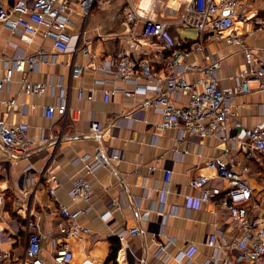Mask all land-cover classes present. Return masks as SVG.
I'll list each match as a JSON object with an SVG mask.
<instances>
[{
	"label": "crops",
	"instance_id": "crops-1",
	"mask_svg": "<svg viewBox=\"0 0 264 264\" xmlns=\"http://www.w3.org/2000/svg\"><path fill=\"white\" fill-rule=\"evenodd\" d=\"M185 1L189 0H177L174 7H164L161 12L162 21L168 22L163 18L167 15L177 18L170 21L168 31L178 50L195 43L198 37L194 29L176 23ZM0 6H10V0H0ZM243 14L247 20L235 17L233 32L245 39L252 53H264V24H257L264 22V0H247L245 9L236 10V15ZM68 19L66 31L71 35L83 32V40L91 51L89 56L75 57V64L82 71L73 77L71 56L56 54L51 40L37 35L33 44L26 45L0 24V78L17 54H32L40 47L47 54V60L40 62L34 73L26 74L27 81L47 85L46 91L40 97L24 94L22 75L13 73L12 80L0 92V119L9 125L28 124V136L34 141L49 134L61 137L59 145L35 147L19 159L0 151V185L4 196L10 195L13 213L10 216L6 211L1 219L5 226L13 225V232L8 235L16 242L11 263L23 254V224L31 210L41 239V258L46 264H56L53 257L63 245L71 250L73 264H166L169 257L177 256H183L182 264H221L223 251L208 247L206 240L215 232L217 245L222 246L231 235L233 223L218 205L222 195H211L208 201L190 205L191 197L201 196L200 191L192 189L190 181L203 175L209 179L208 189L221 185L224 190L226 184L214 180V172L206 167V162L214 157L235 161L248 167L250 185L264 207V155L239 145L235 136L240 130L234 128L235 122L243 127L264 124V91L251 84L249 92L233 98L226 141L214 135L161 129L160 113L144 104L146 98L153 96L152 91L135 97L121 93L150 83L138 73L134 81L123 82L109 66V60L119 53L127 54L136 63L147 59L153 70L161 74L169 52L155 40L137 37L142 21L126 24L123 3L94 9L86 22L76 12L69 13ZM207 57L222 61L216 76L224 89L234 88L237 75L248 68L243 50L224 40L207 42L204 53L190 54L186 61L204 63ZM200 76L187 74L186 80L196 83ZM110 91L117 92L106 102L104 95ZM63 98H68L69 106L78 110V125L71 121V115L45 117V109L59 105ZM171 99L176 106L188 101L184 94ZM11 100L16 101L13 111L5 105ZM91 122L99 123L103 130L90 133ZM97 155L107 164L89 172L86 165ZM114 155L119 158L113 159ZM82 157L87 161L81 162ZM47 167L59 181L55 198L49 194L47 175H43ZM165 170L172 171L168 184L164 181ZM79 176L91 184L88 203L69 195L73 180ZM165 189L168 193L163 196ZM60 206L70 210L89 208L79 217L89 232L65 238L59 230L66 223L58 213ZM133 226L141 229L140 235L126 233Z\"/></svg>",
	"mask_w": 264,
	"mask_h": 264
},
{
	"label": "built area",
	"instance_id": "built-area-1",
	"mask_svg": "<svg viewBox=\"0 0 264 264\" xmlns=\"http://www.w3.org/2000/svg\"><path fill=\"white\" fill-rule=\"evenodd\" d=\"M154 2L156 0H153V4ZM116 3H123L126 24L136 25L142 21V39L155 40L169 52L161 74L153 70L147 59L136 63L127 54L119 53L111 56L109 66L115 69L120 80L125 83L134 81L138 73L150 83L145 87L136 85L133 90H123L121 93L126 97H135L152 91L153 96L146 98L144 104L160 113L161 129H174L183 134L197 136L214 135L223 141L228 140V127L233 117V98L238 94L249 92L251 84H256L258 90L264 91V53H252L245 39L233 32L235 17L239 21L247 20L244 14L236 15L237 9H245L247 0L185 1L176 23L194 29L198 37L195 43L181 50L176 49L168 31V26L172 22L155 20L145 15L147 11L142 10L141 13L139 5L137 8L133 6V0H10V6H0V24L16 33L18 40L26 45L33 44L37 35L51 40L56 54L71 56L70 67L73 77L82 71V67L75 64V57L80 54L89 56L91 51L83 40V32L71 35L66 31L69 13L76 12L86 22L94 9H108ZM257 24L263 25L264 22L258 21ZM212 40H224L227 44L240 47L244 52L248 68L237 75V84L234 88L224 89L218 83L216 75L222 65L220 59L207 57L204 63L186 61L190 54L204 53L206 43ZM46 58L47 54L42 47L32 54H17L11 66L5 69L4 75L0 78V92L16 72L22 75L21 84L24 94L36 97L43 95L47 85L27 81L26 74L34 73L38 64L46 61ZM196 73L201 75L196 83L186 80L187 74ZM197 86L201 89L198 90ZM116 92L105 93V101H109ZM182 94L187 95L188 101L184 106H176L171 98ZM79 96H83L82 91ZM15 104V100L5 103L12 111ZM77 113L78 110L69 106L68 98H63L59 105L45 109L46 118L52 119L54 116L67 118L71 115L74 125L79 124ZM234 128L240 130L235 136L239 145L264 155V124L243 127L239 122H235ZM28 130L29 126L24 122L9 125L0 119V151H4L13 159H19L25 157L35 147L52 143L60 144L61 137L53 134L34 141L28 136ZM102 130L103 127L97 122H91L88 129L90 133H100ZM112 158L119 157L114 155ZM80 161L86 162L87 159L82 157ZM106 164L107 162L97 155L91 164L86 165V168L92 172L96 167ZM206 167L214 172V180H218L222 185L225 183L226 187L223 190V186L220 185L210 190L207 187L209 179L198 175L191 179L190 186L200 191L201 196L191 197L190 205H199L200 202L208 201L211 195H222L218 205L233 223L227 242L218 246V234L214 232L208 236L206 245L211 248L218 247L223 251L221 264H264V207H261L258 196L254 194L250 185L247 177L248 167L221 157L209 159ZM171 174L170 170L164 171L165 184L169 183ZM43 175H47L49 194L55 198L59 187L57 177L48 167ZM167 193L168 190L165 189L163 196ZM25 195L27 193H24ZM69 195L73 200L88 203L91 199V184L79 176L73 180ZM17 201H20V198ZM3 203L4 193L0 185V210ZM88 209L70 210L66 206L59 207L58 213L66 221L59 230L65 238L71 239L89 232V229L79 222V217L86 214ZM33 216L31 210H28L23 224L24 251L20 257L13 260V264H46L41 258V239L35 231ZM5 225V222H0V264H12L11 251L16 242L8 234L13 232V225L9 223ZM141 232L138 226L126 231L130 236L140 235ZM182 258L183 256L169 257L165 263L182 264ZM53 261L56 264H73V254L69 247L67 245L59 247Z\"/></svg>",
	"mask_w": 264,
	"mask_h": 264
},
{
	"label": "rangeland",
	"instance_id": "rangeland-1",
	"mask_svg": "<svg viewBox=\"0 0 264 264\" xmlns=\"http://www.w3.org/2000/svg\"><path fill=\"white\" fill-rule=\"evenodd\" d=\"M161 1V3H160ZM156 0V2H154L153 4V0H133V6H135V8L138 7L139 5V11L142 13L143 11H147L145 12V15H148L151 18H154L155 20H160L162 17L161 12L163 11L162 9H164V7H168L170 5H173V7L175 6L177 0ZM153 4V8L152 5ZM156 13V15H155ZM155 15V17H154ZM167 15V14H166ZM170 15L167 16H163V18L165 20L168 21H175L177 18L176 17H170L168 18ZM142 29V28H141ZM141 29H140V34H137V37H141ZM10 195L8 193L5 194L4 196V203L3 206L0 210V222L3 220L1 219L2 216H4V213L7 211L9 212L10 216H12V209H11V204H10Z\"/></svg>",
	"mask_w": 264,
	"mask_h": 264
}]
</instances>
